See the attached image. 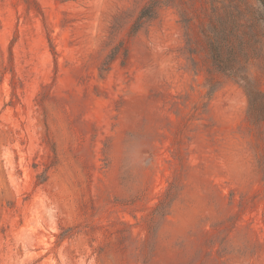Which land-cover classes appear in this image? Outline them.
Returning a JSON list of instances; mask_svg holds the SVG:
<instances>
[{"label": "rangeland", "instance_id": "obj_1", "mask_svg": "<svg viewBox=\"0 0 264 264\" xmlns=\"http://www.w3.org/2000/svg\"><path fill=\"white\" fill-rule=\"evenodd\" d=\"M258 6L0 0V264H264Z\"/></svg>", "mask_w": 264, "mask_h": 264}, {"label": "trees", "instance_id": "obj_2", "mask_svg": "<svg viewBox=\"0 0 264 264\" xmlns=\"http://www.w3.org/2000/svg\"><path fill=\"white\" fill-rule=\"evenodd\" d=\"M258 1V9L255 11V20L258 24H260L264 28V0H257ZM156 7L154 3L147 4L144 6L131 28V34L136 33L139 28L141 27L142 23L146 20L153 19L156 15ZM213 32L209 33L207 46L210 52V57L212 59L214 67L221 73L226 74L227 76L241 80L245 83L244 89L246 91L247 97L249 99V103L251 106L256 103L259 98H262L264 95L260 92L255 91L252 87L251 82L247 79L244 73H241L239 69L235 68V60L227 51V41L223 37H221L218 31H215V28H212ZM223 33V32H221ZM117 48L115 49V51ZM126 55V51H125ZM112 60L113 57H110ZM259 97V98H258ZM168 195V194H166ZM166 195L163 199H161L158 205L154 209L155 215H162L163 213L167 212L170 208L172 200L168 201L166 205L167 199Z\"/></svg>", "mask_w": 264, "mask_h": 264}]
</instances>
